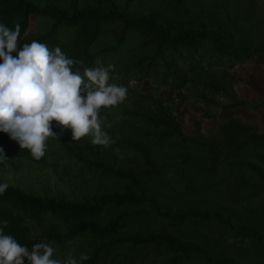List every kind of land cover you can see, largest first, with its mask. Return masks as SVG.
Returning a JSON list of instances; mask_svg holds the SVG:
<instances>
[{"label":"trees","instance_id":"trees-1","mask_svg":"<svg viewBox=\"0 0 264 264\" xmlns=\"http://www.w3.org/2000/svg\"><path fill=\"white\" fill-rule=\"evenodd\" d=\"M134 1L0 0V23L21 25L14 57L34 40L59 46L81 62L73 74L99 59L114 65L108 83L128 88L102 125L114 141L108 148L91 135L65 138L52 121L58 136L36 160L0 132L10 165L0 170L57 166L93 183L55 195L0 178L10 185L0 227L7 220L4 234L30 251L49 243L62 264L70 256L78 264H264V131L246 115H220L264 108V96L239 91L248 82L235 71L264 55V0H145L148 9ZM108 36L113 42L97 50ZM192 103L204 106L195 133L187 131ZM206 119L213 124L204 129Z\"/></svg>","mask_w":264,"mask_h":264},{"label":"clouds","instance_id":"clouds-1","mask_svg":"<svg viewBox=\"0 0 264 264\" xmlns=\"http://www.w3.org/2000/svg\"><path fill=\"white\" fill-rule=\"evenodd\" d=\"M20 34L19 23L14 29L0 23V132L9 133L36 160L44 157L48 139L58 136L52 130V121L62 126L61 133L71 129L73 140L91 135L93 145L110 147L114 141L102 129L99 110L122 103L128 92L125 86L108 83L114 65L104 67L98 59V66L86 68L83 76L78 71L73 74L71 67L80 61L67 58L59 46L51 51L35 40L23 44L14 57ZM114 151L124 158L119 148ZM7 159L3 150L0 163L10 167ZM9 186L7 182L0 184V195ZM7 226L5 220L0 227V264H24L25 257L30 264H62L53 258L54 249L49 243H34L30 251L13 236L4 234ZM87 259L89 256L82 254L81 260ZM63 264L78 261L70 256Z\"/></svg>","mask_w":264,"mask_h":264},{"label":"rangeland","instance_id":"rangeland-1","mask_svg":"<svg viewBox=\"0 0 264 264\" xmlns=\"http://www.w3.org/2000/svg\"><path fill=\"white\" fill-rule=\"evenodd\" d=\"M38 3L46 4L48 2L66 4L69 0H35ZM135 5H138L141 8L148 9V4L145 0H135ZM40 19H36L32 22V26H37V23ZM113 42V39L104 37L99 45L96 47L97 50H101L102 46H106L109 43ZM128 44L121 46L122 50L128 48ZM264 55H261L248 63L239 64L235 67L237 73L243 74L248 84L244 87H239V91L242 92L246 97H249L252 101H257L259 96H264ZM148 86V81H144L143 87ZM162 93L168 99L171 92L168 90H163ZM182 97H179L181 100ZM112 107H102L99 110V115L102 119V125L108 123V113ZM191 111L186 112L187 119V131L190 133H195L198 131L199 123V113L204 109V106L201 104L192 103L190 105ZM177 111L179 114L182 113L183 108L179 104L177 106ZM239 113L249 117L251 121L259 122L261 125V130L264 131V108H261L258 111H249L245 107H236L232 109H224L221 111L220 115L223 118H229L234 114ZM213 124L212 119H206L203 128H209ZM61 127L57 128L61 133ZM65 138L69 136L72 137L71 129H65L61 133ZM0 178L7 180L9 182L20 183L21 186L30 188V185L34 186L40 192H46L51 194H74L80 193L81 191L86 190L88 187H91L93 183H85L78 174H65L61 168L57 166H49L48 168H39L36 165H31L24 168L22 171L14 172L11 170H0Z\"/></svg>","mask_w":264,"mask_h":264}]
</instances>
